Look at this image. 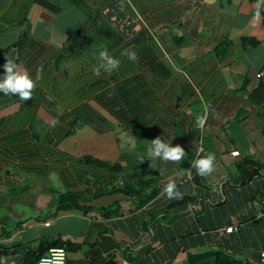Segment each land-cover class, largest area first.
Segmentation results:
<instances>
[{"label": "crops", "instance_id": "1", "mask_svg": "<svg viewBox=\"0 0 264 264\" xmlns=\"http://www.w3.org/2000/svg\"><path fill=\"white\" fill-rule=\"evenodd\" d=\"M256 4L0 0V80L8 57L36 83L25 101L0 91V258L33 264L61 240L65 264H264ZM102 49L120 65L96 75ZM157 137L184 158L150 159ZM197 153L215 154L207 177Z\"/></svg>", "mask_w": 264, "mask_h": 264}, {"label": "clouds", "instance_id": "2", "mask_svg": "<svg viewBox=\"0 0 264 264\" xmlns=\"http://www.w3.org/2000/svg\"><path fill=\"white\" fill-rule=\"evenodd\" d=\"M264 5V0H257L256 8V18L260 16V8ZM121 55L127 56L129 60L135 62L138 59L137 54L134 51L127 50L122 52ZM98 63L97 66L93 68V72L99 75L101 71L107 74H111L114 70L118 69L120 65V60L109 54L107 49L99 50L98 56L96 57ZM6 63L3 65L5 74L3 79L0 80V91H3L5 95L14 94L18 95L22 101L32 99L33 91L36 87V83L30 78L29 72L21 70L17 63L13 59L6 57ZM40 68H37L36 80L40 79L39 76ZM207 106L205 108V114L198 117V124L201 128L204 127L207 121ZM58 121L52 120L51 126H55ZM131 137V136H130ZM234 155H236L234 153ZM147 156L150 159L159 158L165 162L179 163L185 156L184 149L179 146H172L171 142H165L160 137L152 139L147 147ZM197 159L193 162V168L196 169L197 174L201 177H207L215 171V154L207 153L200 156L197 153ZM143 161V157H141ZM164 193L170 200L182 199L183 194L177 190L175 180L169 178L167 184L164 187ZM57 264H62L63 260V250H59L57 257ZM0 264H7L5 258H0ZM15 264V261H12ZM40 264H50L49 261L42 259Z\"/></svg>", "mask_w": 264, "mask_h": 264}, {"label": "built area", "instance_id": "3", "mask_svg": "<svg viewBox=\"0 0 264 264\" xmlns=\"http://www.w3.org/2000/svg\"><path fill=\"white\" fill-rule=\"evenodd\" d=\"M256 78L257 81L264 87V65L257 70ZM196 120L198 121V118H196ZM262 203H264V199H262ZM236 229L237 227L233 225L226 227V231H232ZM59 250H63L62 264H65L67 259V248L65 245H56L49 247L45 253L39 255V257L36 259L34 264H40L42 259L49 261L50 264H57L56 257ZM261 255L264 256V252H261ZM195 264H208V263H195Z\"/></svg>", "mask_w": 264, "mask_h": 264}, {"label": "trees", "instance_id": "4", "mask_svg": "<svg viewBox=\"0 0 264 264\" xmlns=\"http://www.w3.org/2000/svg\"><path fill=\"white\" fill-rule=\"evenodd\" d=\"M23 37H24V35H21V38L19 39V41H22V39H23ZM111 166H118V165H111ZM69 195L70 194H68V196L67 195H62L61 196V201H69ZM73 203V202H72ZM65 206H67V204H61V206L59 207V208H63V207H65ZM45 245H47V247H46V249L48 250V248L49 247H51V246H56V245H65L66 246V248L68 249L69 248V246H68V243H65L64 241H61V240H53V241H46V244ZM214 254H216V252L214 253ZM39 255H41V254H39ZM39 255H38V257H39ZM218 255V254H217ZM37 257V258H38ZM36 258V259H37ZM36 261V260H35ZM34 264V263H33Z\"/></svg>", "mask_w": 264, "mask_h": 264}]
</instances>
